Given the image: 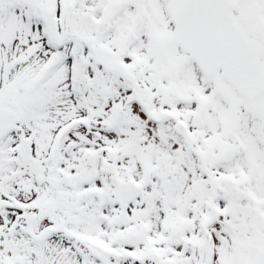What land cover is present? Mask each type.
<instances>
[{
  "label": "snow or ice",
  "instance_id": "snow-or-ice-1",
  "mask_svg": "<svg viewBox=\"0 0 264 264\" xmlns=\"http://www.w3.org/2000/svg\"><path fill=\"white\" fill-rule=\"evenodd\" d=\"M0 264H264V0H0Z\"/></svg>",
  "mask_w": 264,
  "mask_h": 264
}]
</instances>
